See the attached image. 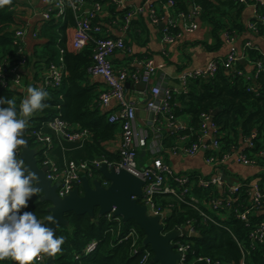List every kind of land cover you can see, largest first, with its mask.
I'll use <instances>...</instances> for the list:
<instances>
[{
  "label": "trees",
  "instance_id": "trees-1",
  "mask_svg": "<svg viewBox=\"0 0 264 264\" xmlns=\"http://www.w3.org/2000/svg\"><path fill=\"white\" fill-rule=\"evenodd\" d=\"M168 0H159L158 3H166ZM172 17L177 18L178 25L170 28V34L176 35L182 32L179 25L178 16L185 15L190 17L193 11L203 22L210 24L213 36L218 40V46L222 44V35L224 33L233 37L235 32L252 31L255 34L264 35V22L257 21L255 18L252 22H257V30H252L249 25L241 22V13L247 3L240 0H173ZM252 0H249L251 2ZM17 0H13L11 5L0 8V64L3 71L0 72V97L13 99L19 108L20 101L27 95L23 89L27 84L24 82V76L21 69L31 63L32 57L26 52L25 45L21 38L15 37V12L14 7ZM102 3L107 7V14L103 18L95 12L91 18L94 26H101L105 35L114 36L103 24L115 23L116 15L122 14L124 10L119 11L112 0H84L80 11L85 12L84 5L91 3L89 10H94L95 3ZM95 11V10H94ZM260 11L264 12L261 8ZM234 12V14H233ZM161 13V12H160ZM76 12L69 1L65 3V11L60 16L52 13L51 19L47 22L51 24L56 17L64 20V26L53 31L44 30L43 36L48 38L45 45V52L41 55V61L47 66L52 64H63L66 70L61 84L45 85V79L39 86L49 93V99L45 103L49 107L42 112L34 114L29 121L26 130V136L29 140L30 147L37 150V160L39 166H42V145L35 140L32 135L34 130L42 129L44 133L53 136L56 135L52 129L46 126L47 122L56 116L71 127L78 126L80 131H88L90 136L84 142H63L66 147L65 153H76L70 158L75 161H89L99 157L104 158L110 163L117 164L120 162L119 151L113 152L107 148V143L113 140L119 129L118 122H110L109 114L115 110L104 111L99 104V96L96 94L94 87L89 86L86 81L90 75L89 68L93 64L94 43L90 42L79 51H70L66 41H61L60 32L64 31L69 25H75ZM60 20V21H61ZM60 24V22L56 23ZM22 24H17L19 27ZM123 24H118L124 31H131L138 26L139 29L147 30L144 21L139 22L135 17L131 20L127 29ZM135 36V35H134ZM246 40L244 44V57L247 62L251 63L252 68L247 70L246 64L237 61L232 68H226L220 59H226L225 55L217 62V69L210 77H191L186 84V88L180 92L171 87V96L169 103L173 115L178 121L183 116H189V126H182L177 129H171L167 126L162 128V150L159 153H153L148 145L138 151L137 162L139 166L151 162L153 159L162 157L169 162V156L175 147L178 146L180 139L185 138L184 144L190 145L199 141L202 134V114L212 115V121L217 126L220 142L223 148L233 150L240 148L241 139L245 140L250 137L251 133L256 131L257 136L253 138V146L246 148L247 152L257 153L264 151V69L257 72V64L264 61V52H261L254 44L253 47H247ZM252 42V41H251ZM127 44V42H126ZM62 58V59H61ZM241 71V73L237 72ZM22 76L23 87L13 84L17 74ZM247 76L251 78L248 79ZM217 112L213 115V112ZM149 140L154 128H147ZM58 143V140L55 141ZM60 147V144H59ZM60 150L62 148L60 147ZM63 151V150H62ZM64 152V151H63ZM261 171L256 175L260 182L264 181V158H261ZM59 165L63 162L57 161ZM225 165H223L224 168ZM90 179L100 177V174L93 170L92 174H84ZM247 182L251 179H243ZM209 193L217 194L215 188L202 190L195 186L192 194L200 199ZM40 195L33 196L28 207L22 209V212L30 211L37 215V218L43 220L49 215L47 210L49 203L40 201ZM242 192L240 201L248 204V199ZM157 200L161 207L167 211L165 218V230L172 231L176 226L185 225L187 220L194 223L198 235L188 237L193 243V248L199 254L209 256L212 259H218L224 263L239 264L242 259V252L237 239L242 240L246 246L250 247L248 233L249 225L238 219L234 214L230 218L221 220L220 217L212 211L209 214L215 217V220H206L200 213V208L196 209L186 201L179 200L171 194L158 195ZM202 207V206H201ZM203 208V207H202ZM65 217L69 221L68 226H60L57 230V236H63L65 243L62 245V252L54 257V264H151L154 253L151 252L149 260L142 261L144 249L151 251L149 246L143 244L144 232L134 220L123 222L108 215L100 216L95 210L91 217L88 214L77 215L73 212L67 213ZM264 219V211L257 213L252 219V224ZM135 228L139 234L137 243L133 245L132 238L123 239L131 229ZM96 241V247L85 253L86 247ZM137 247L139 250L135 251ZM0 264H15L11 259L0 261ZM33 264H45L44 261L34 260ZM206 264V263H198ZM245 264H264V245H257L251 249L245 256Z\"/></svg>",
  "mask_w": 264,
  "mask_h": 264
},
{
  "label": "built area",
  "instance_id": "built-area-1",
  "mask_svg": "<svg viewBox=\"0 0 264 264\" xmlns=\"http://www.w3.org/2000/svg\"><path fill=\"white\" fill-rule=\"evenodd\" d=\"M46 9L43 12L44 20H50L52 13L55 16H60L65 11V3L69 1L76 14L80 11L84 0H43ZM119 11L124 10L122 18L120 14L115 17V23L123 24V28L127 29L131 20L137 15V13L144 11V7H134L127 3V0H112ZM244 3H251L255 10V19L257 21L264 22V12L260 11L264 9V0H240ZM148 3V15L153 23H159L162 15L160 13V7L152 4L151 0H146ZM160 4V3H159ZM173 0H168L166 3L160 4L163 11L169 14L167 24L162 27V39L165 43L176 42L186 32H193L198 28V23L195 21L185 22L184 30L176 35L170 34V28L178 25L177 18L171 16ZM105 5L102 3H95L93 9L81 12L76 16V24L74 26L70 48L73 51H79L90 42L94 43L93 52V64L89 68V72L92 75H100L105 78L108 90L99 96V103L104 107L110 105L112 100H116L117 107L115 111L109 114L110 122H118L121 128V141L118 148L120 154V162L113 164L103 158V161L108 166L119 168H126L139 176L145 181L143 186V196L139 201L147 206L148 213L151 215H159L161 217V223L163 224V234H167L172 231H178L177 238L171 241L174 246V251L180 254V258L177 260V264H233L224 263L218 259H212L209 256L199 254L193 243L188 240V237L198 235L195 229L194 223L191 220H187L185 225L176 226L172 231L165 230V218L167 211H165L157 200L158 195L171 194L177 197L179 200L186 201L189 196L188 203L194 206L196 209L200 208L202 217L206 220H215L216 218L209 214V211L215 212L221 220L230 218L231 214H234L238 219L244 221L250 227L248 238L250 240V247L237 238H235L240 246L242 252V259L239 264H245V256L249 254L251 249H254L257 245H264V219H261L252 224L251 219L260 212L264 211V181L251 180L249 182L240 180L237 178H228L224 174L223 165L231 159H235L238 163L249 165L253 167L261 168L262 157L264 158V151L257 153H248L246 148L253 146V138L257 136V132L251 133L250 137L245 139L246 145L244 148H233V150H227L223 148L219 134L217 133V126L212 121V115L202 114V134L199 141L190 145H185V138H181L177 147L173 150L172 154H184L193 156L199 151H203L205 154V162L210 165L214 172L210 174L202 173H178L174 170L173 166L165 161L162 157L153 159L151 162L139 166L137 162L138 151L148 145L149 132L147 127L140 126L137 120V105L136 103L127 98L126 83H152V77L157 66L152 58H145L139 60L142 64V70L131 68L130 66L116 68L112 61V56L118 51H127L129 48L126 44V40L123 36L112 37L105 35L101 26H94L91 23V18L96 14H102L105 10ZM195 14V13H194ZM185 18V15H181ZM196 16V14H195ZM257 22H250L249 28L257 30ZM27 28L23 24L16 28L15 37L23 38L26 34ZM37 35V34H36ZM226 39L232 41L234 38L229 34L224 33ZM247 47H253V43L248 41ZM245 55H238L235 51H231L228 57L220 59V62L226 68H232L234 64L240 59H245ZM62 59V58H61ZM217 62L212 60L205 68H198L193 71L184 70L180 74V80L183 88H186L187 81L191 77H210L217 69ZM257 64V72L264 69V61H260ZM2 66L0 64V72H2ZM241 73V71H237ZM65 76L64 65L52 64L47 69L45 85L59 86ZM250 79V76H247ZM22 76L17 74L13 84L18 87H23ZM171 87L166 85L165 76L162 75L155 83H152L146 97V106L155 115L151 122L156 131L154 133V141L152 142V152L159 153L162 150L161 135L158 130L163 125L177 129L182 127L176 121L175 116L171 110L169 103ZM47 127L52 129L56 135V139L44 133L42 129L34 130L32 135L35 136V140L42 145V166H47L46 175L51 179L53 183L58 182L59 186L57 192L59 196L64 197L68 195L77 185L81 184L82 176L86 173L92 174V171L96 167L100 166L101 162L98 159L89 161H75L65 158L62 165H59L57 161L51 155V149L55 145V141L58 140L63 151H66V147L62 144V139H68L72 142H84L90 136L89 132L84 130H74L68 123L63 121L59 116L49 120L46 124ZM20 157V153H19ZM105 185H108L104 181ZM199 186L202 190H209L211 188L217 189L218 193H209L203 198H199L195 194H192L194 187ZM242 192L246 195L244 199H248L249 203L244 204L240 201ZM203 208H202V207ZM199 207V208H198ZM109 218L119 220L120 217H114L112 214H108ZM121 219V218H120ZM185 231V232H184ZM132 238L133 245L137 243L139 234L135 228L131 229L129 233L123 239ZM97 242L92 241L85 249V253L88 254L96 247ZM135 251L139 249L134 248ZM152 250L144 249L142 261L149 260ZM36 261H46L43 254L35 259ZM151 264H158L151 260Z\"/></svg>",
  "mask_w": 264,
  "mask_h": 264
},
{
  "label": "crops",
  "instance_id": "crops-1",
  "mask_svg": "<svg viewBox=\"0 0 264 264\" xmlns=\"http://www.w3.org/2000/svg\"><path fill=\"white\" fill-rule=\"evenodd\" d=\"M158 2L159 0H151L152 4L160 7L159 10L162 18L159 23H153L148 15V3L146 0H127V3L134 7H144L145 10L137 13L135 18L139 20V22L144 21L147 30H142L139 29L138 26H135L128 32L120 28L118 24H103L112 35L123 36L129 48L127 51H118L112 56V61L116 68L130 66L131 68L142 70V64L139 63V60L152 58L157 66V70L152 77V83H155L160 76L164 75L166 85L180 92L184 90L180 80V74L184 70L193 71L198 68H205L210 61L228 55L231 51H235L241 56L244 52V44L246 40L252 41L261 52H264V35L255 34L252 31H244L242 33L235 32L232 41H228L223 34L222 44L220 47H217L218 40L213 36V27L195 16L193 6H190L192 11L190 17L183 18L181 15L178 16L179 25L184 30L185 22L195 21L198 23V28L193 32L184 31L182 36L174 43H165L162 39L163 34L161 24H167L169 14L163 11ZM91 5V3H86L84 5L85 11H87ZM105 7L104 13L102 14L103 18L107 14L108 6ZM45 9L46 5L43 0H17L14 7L16 25L23 24L27 28L25 36L21 39L25 45L26 52L31 55L33 60L30 64L21 69V73L24 76V82L27 84L22 90H25L26 92L29 85L39 88L47 74V66L41 61V55L45 52L44 48L48 42V38L43 36L44 30L55 32L59 27L62 28L64 26V20H61L62 18L59 19V17H56L55 21L51 22V24L47 22L48 20H44L43 12ZM254 18V7L251 3H247L241 13V22L248 26ZM58 22H60V24H56ZM16 25L13 29L17 28ZM74 26L75 25H69L64 31L60 32L61 41L63 40L67 42L70 51H73L70 48V43ZM244 60L247 70L250 71L252 68L251 63H248L246 58ZM66 73L65 70V75ZM86 83L89 86L94 87L98 96L108 90L105 78L100 75L90 74ZM130 84L131 85L126 86V93L128 98L133 100L137 105L138 124L140 126L151 128L152 130L154 127L151 126V122L155 115L146 106L147 92L151 84H147L146 87H139V83L134 84L130 82ZM116 107V100H112L107 107L101 105V108H103L104 111L115 110ZM189 120V116H183L178 119V124L185 127L189 126ZM164 126L165 125L158 130L161 139V130ZM72 128L74 130L79 129L77 125H73ZM156 129L154 128L152 130V135L149 140V148L151 150L152 142L155 140L154 133ZM121 134V128L119 127L115 138L107 143V148L109 150L113 152L118 151ZM61 141L62 143L72 142L65 138ZM240 145V148H244L246 141L241 139ZM60 147L58 143H55L54 147L51 149L52 157L58 162H63L65 158L70 159L77 155V152L73 154H71L70 151L65 153V151L63 152L60 150ZM169 163L178 173L210 174L214 172V169L205 162V154L203 151H199L193 156L171 154L169 156ZM224 171L225 175L230 179L258 180V178L255 179V177L261 169L259 167L240 164L235 159H231L225 164Z\"/></svg>",
  "mask_w": 264,
  "mask_h": 264
},
{
  "label": "clouds",
  "instance_id": "clouds-1",
  "mask_svg": "<svg viewBox=\"0 0 264 264\" xmlns=\"http://www.w3.org/2000/svg\"><path fill=\"white\" fill-rule=\"evenodd\" d=\"M12 3L0 0V8ZM48 99L46 90L31 85L19 108L13 99L0 97V261L33 264L41 254L56 257L65 243L63 236L56 235L59 222L54 214L41 220L34 212L21 211L33 196L43 192L40 176L19 153L27 147L24 134L30 118L49 107Z\"/></svg>",
  "mask_w": 264,
  "mask_h": 264
},
{
  "label": "water",
  "instance_id": "water-1",
  "mask_svg": "<svg viewBox=\"0 0 264 264\" xmlns=\"http://www.w3.org/2000/svg\"><path fill=\"white\" fill-rule=\"evenodd\" d=\"M163 26L164 24H161V27ZM239 61L245 62L243 58ZM129 85L131 84L127 82L126 86ZM146 86L147 84L144 82L139 83V87ZM216 112L217 110L213 112V115ZM24 135L27 147H22L20 158H23L26 165L40 176L39 186L43 192L39 199L49 203L47 208L49 215L54 214L59 222L57 230L60 226L69 225L65 215L70 212L77 215L88 214L93 217L97 210L100 216L112 214L114 217H120L123 222L134 220L140 230L144 232L143 244L149 246L153 251L154 262L177 264L180 254L174 251L171 241L178 237L179 232L172 231L163 234L161 217L149 214L147 206L139 201L143 196L145 184L142 178L126 168H110L103 158L99 157L98 160L101 164L95 170L100 174V177L90 179L83 175L81 184L77 185L68 195L61 197L57 192L59 183H53L51 179L47 178V166H39L37 150L30 147L26 131ZM104 181L108 185H105ZM49 226L55 227V225ZM43 255L46 259L45 264H54V258H49L46 254Z\"/></svg>",
  "mask_w": 264,
  "mask_h": 264
}]
</instances>
